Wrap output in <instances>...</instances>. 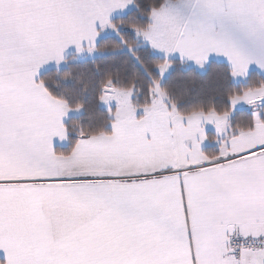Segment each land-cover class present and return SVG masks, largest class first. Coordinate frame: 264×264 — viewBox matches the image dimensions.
I'll return each instance as SVG.
<instances>
[{
    "label": "snow or ice",
    "instance_id": "6c2138e0",
    "mask_svg": "<svg viewBox=\"0 0 264 264\" xmlns=\"http://www.w3.org/2000/svg\"><path fill=\"white\" fill-rule=\"evenodd\" d=\"M0 264H264V0H0Z\"/></svg>",
    "mask_w": 264,
    "mask_h": 264
}]
</instances>
